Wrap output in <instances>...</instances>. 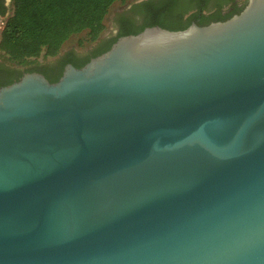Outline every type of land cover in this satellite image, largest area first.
<instances>
[{
  "label": "water",
  "instance_id": "1",
  "mask_svg": "<svg viewBox=\"0 0 264 264\" xmlns=\"http://www.w3.org/2000/svg\"><path fill=\"white\" fill-rule=\"evenodd\" d=\"M0 264H264V0L0 87Z\"/></svg>",
  "mask_w": 264,
  "mask_h": 264
},
{
  "label": "trees",
  "instance_id": "2",
  "mask_svg": "<svg viewBox=\"0 0 264 264\" xmlns=\"http://www.w3.org/2000/svg\"><path fill=\"white\" fill-rule=\"evenodd\" d=\"M124 1L12 0V14L1 33L0 56L15 65L26 66L42 55L57 56L73 36L83 32H87L88 41L94 43L107 28L106 19L111 8ZM192 1L195 0H190L191 4ZM243 10L244 8L240 9L236 15ZM210 12L202 5H189L185 0H173L162 7L151 6L143 27L123 28L119 36L103 52L95 55V58L108 52L121 37L137 35L146 28L161 27L169 31H183L193 23L208 26L233 17L230 15L220 18ZM1 85L3 84L0 83Z\"/></svg>",
  "mask_w": 264,
  "mask_h": 264
},
{
  "label": "flooded vegetation",
  "instance_id": "3",
  "mask_svg": "<svg viewBox=\"0 0 264 264\" xmlns=\"http://www.w3.org/2000/svg\"><path fill=\"white\" fill-rule=\"evenodd\" d=\"M173 0H125L121 2L119 9L111 14V26L97 41L88 44L84 48L64 47L60 53L53 57L43 60H31L29 65L18 66L7 61L0 56V87L11 85L20 81L27 74H39L44 76L50 83L58 82L64 75L68 66L77 69L84 67L95 55L103 52L110 42L119 36L123 28L137 29L145 25V18L151 6L162 7L171 3ZM176 1V0H175ZM178 2L182 0H177ZM189 2V5H202L207 8L212 15L226 18L230 15L235 16L237 12L245 8L249 0H197ZM202 3V4H201ZM3 7L4 10L1 8ZM0 19L4 22L12 14V0H0ZM3 12V13H2ZM89 61V62H88Z\"/></svg>",
  "mask_w": 264,
  "mask_h": 264
},
{
  "label": "rangeland",
  "instance_id": "4",
  "mask_svg": "<svg viewBox=\"0 0 264 264\" xmlns=\"http://www.w3.org/2000/svg\"><path fill=\"white\" fill-rule=\"evenodd\" d=\"M121 5V2L116 3L112 8L111 11L109 13V15L107 16L106 19V26L107 28H110L111 26V14H113V12L117 11L119 9V6ZM5 22L3 20L0 19V38H1V33L2 30L4 28ZM88 44H92V42L88 41V37H87V32H83L81 34L75 35L73 36L65 45L64 47L66 48L67 46L69 47H76V48H84L85 46H87ZM63 47V48H64ZM62 48V49H63ZM47 58H53V57H46L45 55H42L41 57H39L37 60L41 61L43 59H47Z\"/></svg>",
  "mask_w": 264,
  "mask_h": 264
}]
</instances>
